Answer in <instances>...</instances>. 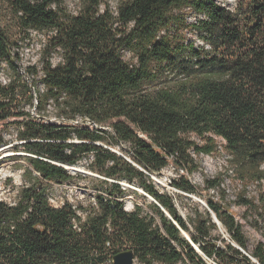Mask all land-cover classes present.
<instances>
[{"label":"trees","instance_id":"obj_1","mask_svg":"<svg viewBox=\"0 0 264 264\" xmlns=\"http://www.w3.org/2000/svg\"><path fill=\"white\" fill-rule=\"evenodd\" d=\"M0 3L19 34L46 36L39 67L26 69L32 83H0V123L15 126L21 143L13 149L29 164L18 165L24 183L14 202L0 200V264H113L128 249L143 264L184 258L205 264L190 242L222 264H264V244L248 254L254 263L243 253L240 223L220 202L207 206L230 242H215L208 210L188 219L193 232L185 240L180 230L188 228L173 198L148 175L169 164L196 172L193 154H212L220 138L242 183L234 203L258 208L246 188L264 180V0H236L233 9L215 0H115L114 8L107 0H86L75 14L61 0ZM1 28L0 63L12 64L14 42ZM15 75L19 81L18 70ZM19 87L36 116L14 111ZM50 103L58 122L44 120ZM78 119L95 127L71 123ZM7 141L0 134V146ZM101 143L128 145L131 161ZM90 155L88 168L100 176L93 201L54 206L51 184L70 182L65 166ZM118 182L151 196L152 215L137 204L126 210L120 198L127 190ZM220 184L219 177L205 180L207 189ZM171 186L186 194L199 190L184 174Z\"/></svg>","mask_w":264,"mask_h":264},{"label":"rangeland","instance_id":"obj_2","mask_svg":"<svg viewBox=\"0 0 264 264\" xmlns=\"http://www.w3.org/2000/svg\"><path fill=\"white\" fill-rule=\"evenodd\" d=\"M86 0H61V7L63 10L70 14L78 12L81 4ZM218 4L225 6L229 9H233L236 0H215ZM108 4L114 8L115 0H107ZM12 15L7 6L0 3V26L4 29L7 28L11 40L14 42L12 46L13 63L7 64L5 62L0 63V83L7 84L10 80L15 79L16 85H21V82L28 84L32 83V77L28 76L26 69L28 66L39 67L40 62V50L43 43H45L46 36L44 33L31 32L28 37L19 34L15 29L11 19ZM192 20V19H191ZM1 28V30H2ZM51 61L56 63L58 61V55L54 54L51 57ZM18 70L20 74V80L16 77L15 72ZM41 85H39L40 87ZM31 93H34L33 88ZM26 96L20 90L17 91V104L14 111H21L22 109L29 111L33 116H36V111L33 106L26 104ZM36 103V100H33ZM53 104L50 103L43 113L45 121L58 122V119L54 113ZM74 124V123H72ZM106 131L110 132L109 128H105ZM0 134L7 141L6 145L0 146V200L7 203H13L16 198L17 188L24 183L22 178L23 169L18 165L29 166L24 160L22 151H15L13 146L18 145L21 141L16 139L15 126L12 123H0ZM218 144V150L210 155L206 154H193V157L199 169L192 174H186L182 170H176L172 164L163 168L159 173L148 174L153 184L158 188L160 192H167L171 195L174 200L175 207L180 217L185 221L187 230H180L181 236L190 242V234L193 232V226L190 224L188 219L194 217L195 214H200L201 217H205L207 212L206 207L202 204L207 205L208 200L220 202L225 207H228L229 211L234 215L235 220L240 223L241 230L247 240V249L243 250L244 253L250 254L253 246L257 242L264 244V180L261 186L256 183H248L246 188V196L248 198H254V203L258 206L255 209H246L244 206H239L234 203L235 194L242 189V183L232 172L228 162L227 155L221 147V139L215 138ZM197 142L201 143L200 140ZM103 146L111 149L116 154L124 157L131 161V152L126 144H109L101 143ZM17 150H21L20 148ZM92 159V155L88 158H83L77 164L84 172H69L74 178L70 182L61 184H51L48 189L49 201L57 206L64 201H68L72 204H84L87 205L93 201L95 190L93 189L98 180L99 175L90 171L88 168L89 161ZM264 169V163L262 164ZM179 174H184L189 181L198 187L196 194H186L179 192L171 186V180L176 178ZM80 175V176H79ZM214 177H219L221 184L219 188L207 189L205 188V180ZM126 183V182H125ZM126 193L120 198L123 201L124 208L128 211L134 208L137 204L141 206L144 213L151 214L148 207L150 199L143 194V191L133 184L126 183ZM224 194V198L222 195ZM158 222V217L154 216ZM211 221H213L211 217ZM216 224V223H215ZM212 237L215 238V242L221 247L226 243L230 242V238L225 228L220 224H216L215 229L212 230ZM194 250L201 255L205 264H222L215 258H207L202 255L199 247L190 242ZM178 247V246H177ZM255 263V259H252ZM134 264H143L136 258ZM152 264H161L159 262H153ZM177 264H189L184 258Z\"/></svg>","mask_w":264,"mask_h":264},{"label":"water","instance_id":"obj_3","mask_svg":"<svg viewBox=\"0 0 264 264\" xmlns=\"http://www.w3.org/2000/svg\"><path fill=\"white\" fill-rule=\"evenodd\" d=\"M66 169V168H65ZM79 172H84L82 170H79ZM122 188L126 187L127 184L125 182H118ZM143 194L145 196H147L151 202H156L151 196L147 195L146 193L143 192ZM206 209L209 211L210 213V216L212 217L213 221L220 225V222L218 221L217 217L215 216V214L208 208V206L204 203H202ZM164 211V215L167 216L168 218H170L169 214L165 211ZM134 260H135V257H134V253L132 250L128 249V250H124L122 252H119L117 254H115L112 258V263L113 264H134Z\"/></svg>","mask_w":264,"mask_h":264},{"label":"built area","instance_id":"obj_4","mask_svg":"<svg viewBox=\"0 0 264 264\" xmlns=\"http://www.w3.org/2000/svg\"><path fill=\"white\" fill-rule=\"evenodd\" d=\"M71 123H74V124H85L87 125L89 128H92V127H95V126H92L91 122L88 121L87 119H78V120H73L71 121ZM244 253V252H243ZM246 254V253H244ZM248 257H250L248 254H246ZM251 258V257H250ZM253 259V258H251Z\"/></svg>","mask_w":264,"mask_h":264},{"label":"bare ground","instance_id":"obj_5","mask_svg":"<svg viewBox=\"0 0 264 264\" xmlns=\"http://www.w3.org/2000/svg\"><path fill=\"white\" fill-rule=\"evenodd\" d=\"M65 168H66V170H68V171L71 172V173H72V172H73V173H75V172H79V169H81L79 165H73V166H71V165H66Z\"/></svg>","mask_w":264,"mask_h":264}]
</instances>
